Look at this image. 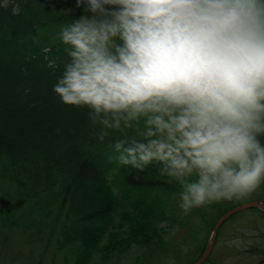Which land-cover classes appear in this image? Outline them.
I'll use <instances>...</instances> for the list:
<instances>
[{
    "label": "clouds",
    "instance_id": "clouds-1",
    "mask_svg": "<svg viewBox=\"0 0 264 264\" xmlns=\"http://www.w3.org/2000/svg\"><path fill=\"white\" fill-rule=\"evenodd\" d=\"M53 85L117 163L158 167L184 214L264 184V0H76Z\"/></svg>",
    "mask_w": 264,
    "mask_h": 264
},
{
    "label": "trees",
    "instance_id": "trees-1",
    "mask_svg": "<svg viewBox=\"0 0 264 264\" xmlns=\"http://www.w3.org/2000/svg\"><path fill=\"white\" fill-rule=\"evenodd\" d=\"M75 2L0 0V264H110L133 246H165L179 218L180 185L154 165H119L120 134L101 141L88 110L53 91L67 59L57 33L83 14ZM259 191L210 212L264 201Z\"/></svg>",
    "mask_w": 264,
    "mask_h": 264
},
{
    "label": "rangeland",
    "instance_id": "rangeland-1",
    "mask_svg": "<svg viewBox=\"0 0 264 264\" xmlns=\"http://www.w3.org/2000/svg\"><path fill=\"white\" fill-rule=\"evenodd\" d=\"M255 194H260L259 189L251 196ZM167 198L164 196L165 201ZM212 204L184 214L179 208L178 197L172 201L170 208L179 218L176 223H171V228H167L165 246L156 249L133 246L125 255L115 257L110 264H190L192 258L197 256L200 248L204 249L210 238L213 224H209L219 218L210 212ZM190 214H193L192 218H186ZM203 215L207 217L205 220L202 219ZM179 220H183L184 225L179 223ZM223 226L207 264H264L263 257L255 252L257 248H264V217L259 211L242 212ZM3 251L7 253L6 249ZM49 259L48 256L47 263Z\"/></svg>",
    "mask_w": 264,
    "mask_h": 264
},
{
    "label": "water",
    "instance_id": "water-1",
    "mask_svg": "<svg viewBox=\"0 0 264 264\" xmlns=\"http://www.w3.org/2000/svg\"><path fill=\"white\" fill-rule=\"evenodd\" d=\"M251 208L261 209V210L264 211V203L261 202V201H258V200L257 201H251V202H248V203H245V204H241V205L229 210L228 212H226L218 220V222L215 224V226L213 227L211 236H210V238L208 240V243H207V246H206V249H205L203 255L194 264H203L208 259V257L210 256V254H211V252L213 250V247H214V244H215V240H216L219 228L230 217H232L234 214H236V213H238L240 211H243V210H246V209H251Z\"/></svg>",
    "mask_w": 264,
    "mask_h": 264
},
{
    "label": "flooded vegetation",
    "instance_id": "flooded-vegetation-1",
    "mask_svg": "<svg viewBox=\"0 0 264 264\" xmlns=\"http://www.w3.org/2000/svg\"><path fill=\"white\" fill-rule=\"evenodd\" d=\"M258 255L262 256L263 257V260L262 261H264V248L259 249Z\"/></svg>",
    "mask_w": 264,
    "mask_h": 264
}]
</instances>
